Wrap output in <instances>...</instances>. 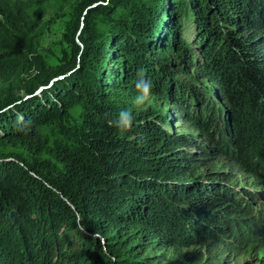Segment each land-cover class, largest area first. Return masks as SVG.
Instances as JSON below:
<instances>
[{
  "label": "trees",
  "instance_id": "obj_1",
  "mask_svg": "<svg viewBox=\"0 0 264 264\" xmlns=\"http://www.w3.org/2000/svg\"><path fill=\"white\" fill-rule=\"evenodd\" d=\"M59 3L0 0V146L33 154L0 152V264H155L145 255L162 243L185 248L215 237L236 246L225 236L231 217L248 225L243 237L263 242L261 226L245 220L250 202L192 179L204 161L186 148L195 139L174 135L166 114L139 110L133 99L143 69L151 96L187 112L220 155L256 170L264 0H69L73 58L50 66L38 54V17L46 8L60 14ZM168 54L200 65L230 108L197 95ZM187 99L198 103L190 114ZM122 109L133 113L124 132L109 124ZM46 130L62 132L53 146ZM44 153L52 163L38 159Z\"/></svg>",
  "mask_w": 264,
  "mask_h": 264
},
{
  "label": "rangeland",
  "instance_id": "obj_2",
  "mask_svg": "<svg viewBox=\"0 0 264 264\" xmlns=\"http://www.w3.org/2000/svg\"><path fill=\"white\" fill-rule=\"evenodd\" d=\"M20 3L25 7H31L37 0H11ZM62 3V10L60 14H56L52 8L42 9L38 17L39 38H38V54L40 58L50 66L61 64L63 60L69 61L73 58V51L68 42L67 31L69 24L72 22L74 15L69 0H58ZM84 21V20H83ZM81 19V30L75 35V40L83 47L80 38L85 27ZM185 38L194 45V30L193 25L187 26ZM72 31V30H71ZM72 32L69 36H71ZM194 51H196L195 46ZM170 63L178 64L181 80L188 86L195 88L197 95H202L205 98L215 99L225 109L230 107L222 99L221 95L209 81L203 77L201 66L197 63L194 66L184 65L181 60H177L173 55H167ZM5 82L0 80V91L4 88ZM188 100V99H187ZM199 102V101H198ZM190 112L192 113L198 106L197 101L188 100ZM148 107L155 108L160 114H166L168 117V124L170 130L176 136H189L195 139L189 141L187 149L193 152L197 151V156L204 159L203 162L198 163L194 168L192 179L203 184L218 185L229 190L237 200L243 203L250 202L253 210L247 211L246 221L256 222L264 230V159L259 158L252 166L256 170H248L240 167L235 162L234 158L222 156L218 153V146H216L202 131L194 127L192 119L186 116L183 111L176 110L168 103L157 97L151 96ZM192 108V109H191ZM71 131L75 130V126L70 127ZM62 132L46 130L43 133L44 139L48 145L53 146L54 141L60 138ZM214 151L216 155L201 154L202 150ZM0 152L4 155L9 153L18 154L28 160H33V154L30 151L12 145L0 146ZM210 158V159H209ZM45 164L54 158L50 154H42L38 158ZM200 179V181L198 180ZM195 183V184H197ZM261 214H258V213ZM231 226L227 230V240L236 244L230 246L225 241H220L215 237H211L205 243L197 244L192 247H163L165 245L159 244L157 247H150L145 255L149 262L155 264H264V241L259 240L250 241L246 235V230L249 231L248 225L245 223L239 225L234 217L229 220ZM227 225L224 224V229ZM224 231V230H223ZM232 233H230V232ZM233 234H236V238ZM262 235L261 238H263Z\"/></svg>",
  "mask_w": 264,
  "mask_h": 264
},
{
  "label": "clouds",
  "instance_id": "obj_3",
  "mask_svg": "<svg viewBox=\"0 0 264 264\" xmlns=\"http://www.w3.org/2000/svg\"><path fill=\"white\" fill-rule=\"evenodd\" d=\"M136 96L133 104L137 109L142 110L150 101L152 95V84L150 80L144 79V70H138V78L135 81ZM133 113L128 109H122L115 120L109 121V124L119 131L124 132L132 127Z\"/></svg>",
  "mask_w": 264,
  "mask_h": 264
}]
</instances>
